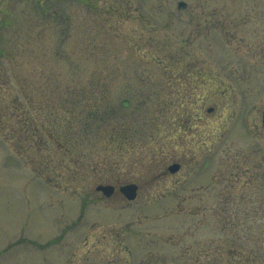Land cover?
Here are the masks:
<instances>
[{
	"label": "rangeland",
	"instance_id": "374dc122",
	"mask_svg": "<svg viewBox=\"0 0 264 264\" xmlns=\"http://www.w3.org/2000/svg\"><path fill=\"white\" fill-rule=\"evenodd\" d=\"M67 89L119 111L75 180ZM263 106L264 0H0V264H264Z\"/></svg>",
	"mask_w": 264,
	"mask_h": 264
},
{
	"label": "trees",
	"instance_id": "16d2710c",
	"mask_svg": "<svg viewBox=\"0 0 264 264\" xmlns=\"http://www.w3.org/2000/svg\"><path fill=\"white\" fill-rule=\"evenodd\" d=\"M67 96L63 98L57 95V98L52 100L54 103L49 107L47 114L41 113L40 127L46 126L50 122L53 126L47 132L48 138L55 144L56 150L62 153L65 160L66 173L64 179L75 180V172L85 166V169L97 171L96 165H91L90 162H82L84 159L82 155V145L85 143L87 134L91 132V128L95 125L97 127L102 125L118 115V109L109 100L108 95L99 90L92 89L85 91V89H67ZM41 109V108H40ZM53 118V120L51 119ZM45 124V126H44ZM126 129L114 131L110 143L120 142L118 145H123L128 142V134ZM87 144V143H86ZM79 151L77 152V150ZM85 160V159H84ZM42 161V160H41ZM109 165L104 164L101 170L105 169L109 172ZM75 171V172H74ZM70 172V173H67ZM75 178V179H74Z\"/></svg>",
	"mask_w": 264,
	"mask_h": 264
},
{
	"label": "water",
	"instance_id": "95a60500",
	"mask_svg": "<svg viewBox=\"0 0 264 264\" xmlns=\"http://www.w3.org/2000/svg\"><path fill=\"white\" fill-rule=\"evenodd\" d=\"M208 110H212V108H208ZM262 124L264 127V109L262 114ZM179 166V163L173 162L168 166V169L171 172H175L179 169ZM137 188V184L134 182L119 185V190L124 194L127 199H134L136 197ZM95 189L97 191H101L105 196H111L115 190V186L112 184L99 183L95 186Z\"/></svg>",
	"mask_w": 264,
	"mask_h": 264
}]
</instances>
